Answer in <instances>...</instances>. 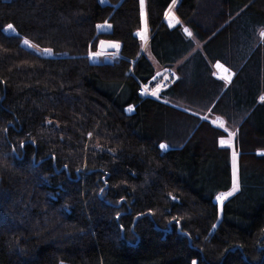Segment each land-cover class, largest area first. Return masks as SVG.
Instances as JSON below:
<instances>
[{
	"label": "trees",
	"instance_id": "16d2710c",
	"mask_svg": "<svg viewBox=\"0 0 264 264\" xmlns=\"http://www.w3.org/2000/svg\"><path fill=\"white\" fill-rule=\"evenodd\" d=\"M146 2L0 0V264H264V0Z\"/></svg>",
	"mask_w": 264,
	"mask_h": 264
},
{
	"label": "rangeland",
	"instance_id": "374dc122",
	"mask_svg": "<svg viewBox=\"0 0 264 264\" xmlns=\"http://www.w3.org/2000/svg\"><path fill=\"white\" fill-rule=\"evenodd\" d=\"M140 6H141V17H142V30L140 32V35L142 36V41H143L144 39H146L148 37V35H149V32L148 31L150 30L149 25H148V18H147V2H146V0H140ZM172 16H173V13L170 12L167 17L170 18ZM8 32H12V31L11 30H8ZM23 45L25 47H27V48H33V46L29 42L27 44H25L24 41H23ZM144 45H146L145 42H144ZM144 47H146V46H144ZM144 52L146 54H148V50L147 49H145ZM96 55H97L98 60H102L105 57V55L104 54H101V53H97ZM117 56H118L117 53H114V54L109 55V57L112 58V59H115ZM150 59L152 60V62H154V60H153V58L151 56H150ZM221 70H222L221 71L222 73L225 72L224 71V68H221ZM222 80L223 81L226 80L224 82L227 85H229L230 84V81L232 79L229 78L230 81L228 79H222ZM129 112H132V110L130 109ZM222 128H224L226 130L227 137L225 139H223L225 141V144H223V145L221 144V145L224 146V147L230 148V152H231V163H232V172H233V184H234V179H235V182H238V173H239L238 172V170H239L238 162H239V158H240V153L235 150V143H236L237 133H236V130L235 129H227V126L225 127V123H222ZM232 133H235V135H231ZM233 152L236 153L235 159L233 157ZM234 167H235V178H234ZM232 189H233V187H232ZM232 189H231V191H232ZM238 191H239V189L237 191H235L231 196H228V197L234 196L235 193H237ZM225 199H223V201ZM218 202L219 203H222L220 200H218ZM221 209H222V205H221Z\"/></svg>",
	"mask_w": 264,
	"mask_h": 264
},
{
	"label": "built area",
	"instance_id": "2783aa9c",
	"mask_svg": "<svg viewBox=\"0 0 264 264\" xmlns=\"http://www.w3.org/2000/svg\"><path fill=\"white\" fill-rule=\"evenodd\" d=\"M176 81L177 75L173 69L161 68L151 79L140 85L138 94L143 98L152 97V93L168 88L175 84Z\"/></svg>",
	"mask_w": 264,
	"mask_h": 264
},
{
	"label": "snow or ice",
	"instance_id": "6c2138e0",
	"mask_svg": "<svg viewBox=\"0 0 264 264\" xmlns=\"http://www.w3.org/2000/svg\"><path fill=\"white\" fill-rule=\"evenodd\" d=\"M179 22V21H178ZM13 26L12 25H9L8 28L11 29ZM102 27V26H101ZM110 27V25H109ZM184 31L189 35V36H192V33L187 29L185 28ZM261 35L264 36V31L261 32ZM25 44L28 43L27 40L24 41ZM114 47H119V45H113ZM46 52H50L51 50L50 49H46L45 50ZM218 68H224V71L225 72H229L230 70L228 68H226L223 64H220V63H217L216 65ZM223 79H229V77L225 76L223 77ZM157 93H152V95H156ZM261 100H264V97H261ZM231 135H235V133H232ZM220 143L223 145L225 144V141L223 139H221ZM160 147L162 149H166L168 146L166 144H161ZM235 156H236V153L233 152V157L235 159ZM234 178H235V167H234ZM239 189V184L238 182H235V179H234V184H233V189L232 191L226 193V194H221L220 196H217V200H220L221 202L223 201V199L227 198V196H231L235 191H237ZM192 264H196L195 261L192 262Z\"/></svg>",
	"mask_w": 264,
	"mask_h": 264
},
{
	"label": "crops",
	"instance_id": "0c3cea01",
	"mask_svg": "<svg viewBox=\"0 0 264 264\" xmlns=\"http://www.w3.org/2000/svg\"><path fill=\"white\" fill-rule=\"evenodd\" d=\"M176 2L177 1H175L174 2V4L171 6V8L169 9V12H168V14L170 13V12H172L173 13V16L172 17H170V18H168L167 16H168V14L166 15V17H165V20L170 24V26H174V25H176L177 23H178V19H177V17L175 16V13H174V9H173V6H175L176 5ZM171 10V11H170ZM170 16V15H169ZM141 21H142V17H141ZM142 24V23H141ZM150 28V27H149ZM105 29V28H104ZM141 30H142V25H141ZM141 30H140V32H141ZM149 32V35H148V37L146 38V39H144L143 40V46H146L147 44H148V42H149V40H150V38H151V29L148 31ZM139 36H140V38H141V40H142V36L140 35V33H139ZM144 42H145V44L146 45H144ZM221 64V63H220ZM217 63L215 64V69L217 70V72L218 73H220V75H221V79H223V77H225V76H227V77H229L230 79H233V77H234V72L232 71V70H230L229 72H221L222 70H221V68H218L217 66ZM229 80V79H228ZM224 81H226V80H224ZM230 81V80H229ZM232 81V80H231ZM230 81V82H231ZM134 108H132V110H133ZM218 121V120H217ZM217 121H215V122H217ZM222 123V122H221ZM220 123V124H221Z\"/></svg>",
	"mask_w": 264,
	"mask_h": 264
},
{
	"label": "water",
	"instance_id": "95a60500",
	"mask_svg": "<svg viewBox=\"0 0 264 264\" xmlns=\"http://www.w3.org/2000/svg\"><path fill=\"white\" fill-rule=\"evenodd\" d=\"M113 45H118L115 42H101L99 46V51L102 53L106 54H111V53H116L120 50V47H114ZM104 62L107 63H112L113 59L110 58L109 56H106L104 59Z\"/></svg>",
	"mask_w": 264,
	"mask_h": 264
}]
</instances>
